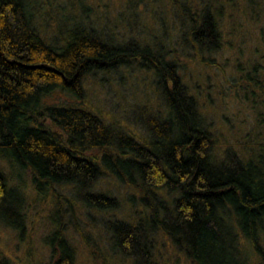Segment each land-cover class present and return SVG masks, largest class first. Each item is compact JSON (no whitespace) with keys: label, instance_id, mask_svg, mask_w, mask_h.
<instances>
[{"label":"trees","instance_id":"trees-1","mask_svg":"<svg viewBox=\"0 0 264 264\" xmlns=\"http://www.w3.org/2000/svg\"><path fill=\"white\" fill-rule=\"evenodd\" d=\"M39 2L0 0V223L22 236L23 197L9 177L28 172L35 193L51 195L55 205L43 238L54 264H75L59 219L66 208L74 216L73 196L86 208L117 210L108 189L94 190L110 175L125 190L126 212L105 221L122 260L169 264L158 249L166 245L191 264H264V137L227 142L160 50L110 41L81 21L49 39L38 29ZM181 11L192 42L217 37L219 8L204 4L198 14L185 3ZM131 59L155 76L161 102L143 118L146 133L139 136L86 105L84 88L89 74ZM248 80L260 85L257 77ZM54 91L75 102L48 103ZM0 264H10L1 253Z\"/></svg>","mask_w":264,"mask_h":264},{"label":"rangeland","instance_id":"rangeland-1","mask_svg":"<svg viewBox=\"0 0 264 264\" xmlns=\"http://www.w3.org/2000/svg\"><path fill=\"white\" fill-rule=\"evenodd\" d=\"M185 3L190 10L197 9L198 14L204 4L219 8L218 35L210 44L206 40L202 44L191 41L187 19L181 11ZM37 12L38 29L51 40L60 39L69 24L81 21L110 41L132 40L139 46L147 45L151 51L160 50L165 59L175 62L189 92L227 142L235 145L237 137L243 139L256 132L264 137L263 0H40ZM254 77L260 85L247 81ZM155 80L151 71L133 59L125 67L89 74L84 79L86 105L101 112L107 122H114L117 129L144 135L143 118L161 104ZM46 101L73 103L75 99L54 91ZM4 172L10 175L8 168ZM11 177L10 182L23 197L24 230L19 236L16 230L0 223V253L7 256L10 264H54L43 242L51 229L50 215L55 208L52 196L37 195L26 171ZM100 188L117 197V210L86 208L71 195L70 188L58 189L74 200V216L66 215L72 208H64L59 221L65 224L75 249V264H100L105 255L109 264H133L131 258L122 260L118 252L111 250L105 229L107 219L122 218L126 212L125 190L110 175L98 180L94 190ZM90 247L94 252L88 250ZM158 249L163 261L169 257V264H191L182 255H172L166 245H158ZM255 264L260 263L255 260Z\"/></svg>","mask_w":264,"mask_h":264}]
</instances>
